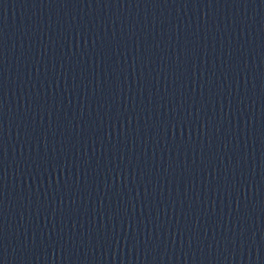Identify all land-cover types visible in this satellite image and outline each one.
<instances>
[{
    "label": "water",
    "instance_id": "water-1",
    "mask_svg": "<svg viewBox=\"0 0 264 264\" xmlns=\"http://www.w3.org/2000/svg\"><path fill=\"white\" fill-rule=\"evenodd\" d=\"M0 264H264V217L0 123Z\"/></svg>",
    "mask_w": 264,
    "mask_h": 264
}]
</instances>
